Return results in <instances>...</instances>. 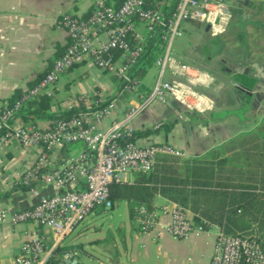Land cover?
Instances as JSON below:
<instances>
[{
	"label": "built area",
	"instance_id": "1",
	"mask_svg": "<svg viewBox=\"0 0 264 264\" xmlns=\"http://www.w3.org/2000/svg\"><path fill=\"white\" fill-rule=\"evenodd\" d=\"M124 0L118 7L95 0L85 16L64 13L59 23L64 27L68 43L56 56L43 76L27 87L13 102H0V146L14 139L20 145L33 146L38 153L27 168L22 180L48 185L52 191L43 194L33 205L21 209L0 211V221L11 224L34 221L47 228L49 241L34 236L22 242L11 264H50L54 251L61 246L75 226L96 207L112 206L109 186L126 181V174L151 170L158 155L183 158L182 149L166 142L138 143L127 140L131 119L152 101H174L186 111H204L211 100L202 90L213 80L204 69L173 55V41L182 36L186 22L198 21L210 27L213 34L224 29L228 20V0H176L169 13L162 9L161 0ZM155 33L163 42L156 57V77L147 92H141L140 79L131 73L143 52L146 38ZM87 58L96 67L112 74L122 88L137 96L123 116L107 128L100 125L115 106L114 100L102 106L80 112L70 118L55 120L46 128L32 121L14 124L23 103L38 94H52V86L59 76L76 60ZM181 117L182 115L179 114ZM79 143L76 152L60 150ZM186 208L170 201L162 206L167 214L163 226L176 239L207 229L214 232V242L208 264H264V250L254 235L226 234L211 222L195 224ZM133 222L140 232L149 231L158 221L156 207L147 210L144 204L134 207ZM79 250L68 248L58 256L57 264H79ZM93 264H109L96 260Z\"/></svg>",
	"mask_w": 264,
	"mask_h": 264
},
{
	"label": "crops",
	"instance_id": "2",
	"mask_svg": "<svg viewBox=\"0 0 264 264\" xmlns=\"http://www.w3.org/2000/svg\"><path fill=\"white\" fill-rule=\"evenodd\" d=\"M94 1L0 0V102H8L16 90L24 91L29 87L63 51L68 39L64 27L59 23L61 15L70 13L85 16ZM163 2L165 0H161V5ZM227 11V23L217 34H213L207 24L198 21L190 20L183 26V34L199 39L191 48L205 55L196 53L195 62H186L207 70L213 76L212 82L202 88L211 100V107L204 111H186L174 101H152L131 119L133 129L174 118L178 121L169 131L160 129L135 139L136 142L170 143L182 149L185 154L183 158H186L219 147L240 134L252 131L264 121V0H228ZM182 43L178 41V45ZM176 51L174 56L185 61L179 58L182 52ZM216 59L223 65L224 75L219 74L214 67ZM259 77L263 81H259ZM226 79L230 85L225 97L223 85ZM140 81L146 92L154 83H151V76L148 77L147 72ZM257 84L262 85L261 88H257ZM255 92L259 93V98L254 95ZM109 100H114L115 106L101 120L103 128L120 119L129 104L137 102V96L124 90L112 74L96 67L89 59L82 58L76 60L55 81L50 102L51 110L57 112L79 104L94 109ZM247 111L253 117L248 118L245 114ZM249 120L254 122L249 124ZM25 122L27 120L19 115L13 118L14 124ZM35 123L46 128L51 121L39 119ZM242 130L244 133H241ZM81 148L79 143H74L64 153L76 152ZM37 153L35 147L20 145L14 139L0 146V194L8 192L0 199V211L29 207L43 194L52 191L45 184L37 185L32 190L12 188L14 182L22 179ZM131 179L132 172H129L126 182ZM169 202L159 194L154 195L153 205L158 211L159 221L149 231L140 232L133 219H129L128 228L124 229L117 241L114 240V251L111 253L102 249L101 253H108L105 255L113 264H208L214 242L213 230L192 233L187 238H173L163 226L167 214L160 211ZM186 213L190 218L193 217L190 210L187 209ZM34 236L47 242L51 235L47 228L34 221L17 224L0 221V264L12 262L22 242ZM89 241L88 245L97 246L94 240ZM72 242L76 243L75 240ZM78 242H81L78 249L80 262L84 258L91 262L88 264L102 260L95 254L94 248L88 250L87 244Z\"/></svg>",
	"mask_w": 264,
	"mask_h": 264
},
{
	"label": "trees",
	"instance_id": "3",
	"mask_svg": "<svg viewBox=\"0 0 264 264\" xmlns=\"http://www.w3.org/2000/svg\"><path fill=\"white\" fill-rule=\"evenodd\" d=\"M123 1L104 0L106 4H113L115 7ZM175 1L165 0L163 11L169 13ZM147 6L154 7L156 4L149 0ZM162 48L163 42L156 38L155 33H151L146 38L143 52L132 67L131 73L141 80L147 70L154 66ZM44 73L45 71L29 86L34 85ZM141 83L139 90L145 93V86ZM22 93V90H16L8 103L13 102ZM50 101L51 96L38 94L27 99L17 115L34 123L39 119H48L51 125L57 119H67L88 110L83 104H79L77 107L56 112L51 110ZM177 121V118H174L141 129H133L126 139L135 140L160 129L167 132ZM63 155L64 151L60 150L57 160ZM30 185L31 183L21 179L14 182L12 188L26 190ZM7 194V191L2 192L0 199ZM156 194L190 210L195 224L205 220L218 226L226 234L256 236L264 250V121L252 131L240 134L201 155L186 158L158 155L151 170L133 171L130 182H115L109 186L111 201L124 200L131 220L134 207L138 203L144 204L150 211L155 208L153 197ZM79 247L81 242L65 241L54 251L50 264H57L62 251Z\"/></svg>",
	"mask_w": 264,
	"mask_h": 264
},
{
	"label": "rangeland",
	"instance_id": "4",
	"mask_svg": "<svg viewBox=\"0 0 264 264\" xmlns=\"http://www.w3.org/2000/svg\"><path fill=\"white\" fill-rule=\"evenodd\" d=\"M178 41H182L183 43L181 45H178ZM199 39L189 38L188 34H183V36L176 38L173 41L172 44V51L173 55L175 52V49H177V53H181L182 57L185 61L188 62H195V56L196 53L200 54L202 56H205L201 54L202 52L196 50H193L191 48L192 45L196 44ZM195 55V56H194ZM225 58V57H224ZM201 63H204L202 60H200ZM215 68L218 71L219 74H225L223 72V65L219 63L218 59L214 62ZM156 67L152 66L147 71V76H151V83L154 82L155 76H156ZM154 75V76H153ZM221 78H219L218 82H220ZM229 81L226 79L223 85L224 94L226 97V94L228 93L229 89ZM231 95L230 93L228 94ZM239 96V94L237 93ZM224 97V98H225ZM228 100V99H227ZM226 101V98H225ZM246 116L248 118L253 117L250 111L245 112ZM215 116H220V114H215ZM254 121L249 120V124H252ZM241 133H244L242 130ZM97 215H94L96 214ZM133 218V217H132ZM130 224V220L128 217L127 212V204L124 200H113L112 206L110 208L102 209L101 207H96L90 214H88L81 222H79L71 234L68 236V240L70 241H82L85 244H87V249L92 250V248L95 249L97 253L95 252L98 257H100L104 261H108L109 263L113 264L111 260H108V253H105V255L102 249H107L111 251V253L114 251V240L117 241L122 233L124 232L125 228H128ZM88 226V227H87ZM77 230V231H76ZM89 240H94L97 244V246H90L88 243ZM94 243V242H93ZM92 247V248H91ZM98 247V248H97ZM100 252V253H99ZM106 261V262H107ZM91 263L88 260H85V258L79 263V264H88Z\"/></svg>",
	"mask_w": 264,
	"mask_h": 264
},
{
	"label": "water",
	"instance_id": "5",
	"mask_svg": "<svg viewBox=\"0 0 264 264\" xmlns=\"http://www.w3.org/2000/svg\"><path fill=\"white\" fill-rule=\"evenodd\" d=\"M259 81H263L260 77L258 78ZM235 84H237L241 89L244 90V88H242V86H240V84H238L237 82H234ZM262 85H256L257 88H261ZM249 94H251L252 92L250 91H247ZM254 95L259 98V93L258 92H255ZM186 127L188 128L189 127V124L186 125ZM8 264H11V262H9Z\"/></svg>",
	"mask_w": 264,
	"mask_h": 264
}]
</instances>
